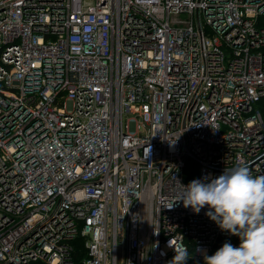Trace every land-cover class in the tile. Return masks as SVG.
I'll list each match as a JSON object with an SVG mask.
<instances>
[{"label": "built area", "instance_id": "built-area-1", "mask_svg": "<svg viewBox=\"0 0 264 264\" xmlns=\"http://www.w3.org/2000/svg\"><path fill=\"white\" fill-rule=\"evenodd\" d=\"M264 175V0H0V264H204L178 200Z\"/></svg>", "mask_w": 264, "mask_h": 264}, {"label": "clouds", "instance_id": "clouds-1", "mask_svg": "<svg viewBox=\"0 0 264 264\" xmlns=\"http://www.w3.org/2000/svg\"><path fill=\"white\" fill-rule=\"evenodd\" d=\"M178 200L196 214L206 215L222 231L239 238V246L225 242L213 255L204 253V264H264V175L253 176L243 163L225 168L217 177L207 175L182 185ZM174 248L168 264H186L184 246Z\"/></svg>", "mask_w": 264, "mask_h": 264}, {"label": "trees", "instance_id": "trees-1", "mask_svg": "<svg viewBox=\"0 0 264 264\" xmlns=\"http://www.w3.org/2000/svg\"><path fill=\"white\" fill-rule=\"evenodd\" d=\"M74 262L75 264H83V260L87 256V249L84 244V238L79 236L77 239L74 240ZM224 243L219 242L216 248L209 254L213 255L220 247L223 246ZM84 254V256H82ZM204 262V260H203ZM34 264H46L43 261L35 262Z\"/></svg>", "mask_w": 264, "mask_h": 264}, {"label": "rangeland", "instance_id": "rangeland-1", "mask_svg": "<svg viewBox=\"0 0 264 264\" xmlns=\"http://www.w3.org/2000/svg\"><path fill=\"white\" fill-rule=\"evenodd\" d=\"M82 256H84V254Z\"/></svg>", "mask_w": 264, "mask_h": 264}]
</instances>
